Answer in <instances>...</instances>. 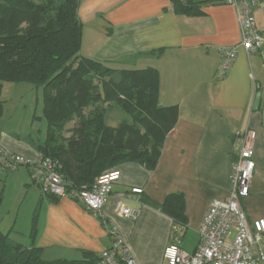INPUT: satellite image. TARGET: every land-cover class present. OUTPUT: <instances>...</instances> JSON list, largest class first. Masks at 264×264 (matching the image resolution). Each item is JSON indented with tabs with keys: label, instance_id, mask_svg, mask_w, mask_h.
<instances>
[{
	"label": "crops",
	"instance_id": "obj_1",
	"mask_svg": "<svg viewBox=\"0 0 264 264\" xmlns=\"http://www.w3.org/2000/svg\"><path fill=\"white\" fill-rule=\"evenodd\" d=\"M78 16L84 27L81 59L115 75L156 69L159 104L177 106L179 119L153 170L135 162L116 167L120 180L99 216L74 198L46 196L31 244L42 250L44 260L72 262L84 252L99 256L112 247L113 229L126 239L137 264H163L172 243L195 253L210 203L230 195L233 152L246 131L256 133L255 172L242 206L250 221L264 218V48L249 55L240 46L235 8L224 0L204 6L200 15L185 16L175 11L173 0H80ZM255 18L264 34V0ZM228 47H237V55L219 78L221 51ZM258 88L261 104L254 111ZM0 144L32 161L41 157L1 133ZM133 188L143 194H132ZM120 199L139 212L135 220L117 214ZM177 205L182 208L178 216L172 213Z\"/></svg>",
	"mask_w": 264,
	"mask_h": 264
},
{
	"label": "trees",
	"instance_id": "obj_2",
	"mask_svg": "<svg viewBox=\"0 0 264 264\" xmlns=\"http://www.w3.org/2000/svg\"><path fill=\"white\" fill-rule=\"evenodd\" d=\"M223 1L173 0L175 11L185 16L200 15L204 6ZM79 6L80 0H0V117L5 83L43 89L48 132L38 151L57 163L68 191L95 184L107 170L125 162L153 170L179 119L177 106L159 104L156 69L115 75L93 60L81 59L84 27ZM110 107L121 109L129 120L117 127L107 125ZM2 201L0 195V206ZM172 213L178 216L182 208L177 205ZM35 234L36 222L33 238ZM99 263L98 255L85 252L81 260L46 262L41 249L13 243L0 231V264Z\"/></svg>",
	"mask_w": 264,
	"mask_h": 264
},
{
	"label": "built area",
	"instance_id": "obj_3",
	"mask_svg": "<svg viewBox=\"0 0 264 264\" xmlns=\"http://www.w3.org/2000/svg\"><path fill=\"white\" fill-rule=\"evenodd\" d=\"M237 13L240 28V46L249 55L264 48V34L258 29L255 11L261 0H225ZM223 62L219 78H223L237 55V47L222 49ZM256 133L246 131L239 134L233 152L230 170L231 191L226 200H213L199 229V245L195 253L189 254L178 243L165 248L163 264H264V218L250 221L245 213L242 200L249 196L255 172L254 142ZM0 165L7 171L18 166L32 170L45 195L71 197L78 200L94 216H99L107 198L120 180L118 170L103 173L93 185L79 189L66 188L56 171L57 163L40 157L36 161L7 152L0 144ZM132 194L141 195V188H133ZM116 212L126 219L135 220L139 212L117 201ZM114 243L100 255L99 264H137L123 235L113 229Z\"/></svg>",
	"mask_w": 264,
	"mask_h": 264
},
{
	"label": "rangeland",
	"instance_id": "obj_4",
	"mask_svg": "<svg viewBox=\"0 0 264 264\" xmlns=\"http://www.w3.org/2000/svg\"><path fill=\"white\" fill-rule=\"evenodd\" d=\"M3 86L4 108L0 117V133L37 151L45 143L48 132V124L43 115V89L26 83H5ZM126 120H129V116L121 109H107V125L117 127ZM70 126L72 124L67 129H71ZM28 169L26 166H18L14 171H7L0 165V195L3 198L0 206V231L11 242L24 246L32 244L34 223L47 198Z\"/></svg>",
	"mask_w": 264,
	"mask_h": 264
},
{
	"label": "water",
	"instance_id": "obj_5",
	"mask_svg": "<svg viewBox=\"0 0 264 264\" xmlns=\"http://www.w3.org/2000/svg\"><path fill=\"white\" fill-rule=\"evenodd\" d=\"M180 1L184 3L188 2V0H180ZM260 104H261V92H260V89L258 88L257 93L255 95L254 104H253L254 111H257L259 109Z\"/></svg>",
	"mask_w": 264,
	"mask_h": 264
}]
</instances>
